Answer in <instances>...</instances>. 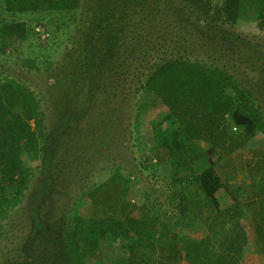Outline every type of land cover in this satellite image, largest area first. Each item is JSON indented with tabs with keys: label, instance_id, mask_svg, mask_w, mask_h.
I'll return each mask as SVG.
<instances>
[{
	"label": "trees",
	"instance_id": "1",
	"mask_svg": "<svg viewBox=\"0 0 264 264\" xmlns=\"http://www.w3.org/2000/svg\"><path fill=\"white\" fill-rule=\"evenodd\" d=\"M134 1L129 5L136 3L137 18H145L138 19V24L144 26L147 23L149 12H155V22L160 20L163 24L155 26L152 33L150 29L145 31L143 38L158 34L160 29H170V18L174 22L178 19L183 24L184 15H188L193 29L199 28L201 31L218 22L233 26L246 23L256 30H264V0H173L169 10H165L159 0L148 2V7L139 0ZM111 2H98L96 9L89 10L86 19L81 22L83 26L76 21L71 24L73 31L67 37L73 41V47L67 48L71 52L70 56H64V60L58 62L59 65L45 58V64L52 68V72L58 66L56 82L47 81L46 84L52 96L56 95L54 89L64 62L68 61V65L76 68L77 83L72 87L79 88L81 94L80 102H76V114L67 111L60 118L58 110L61 107L56 100L57 109L47 120L41 96L25 80L3 74V65L0 68V259L1 241L7 229L15 226L16 213L24 214L20 208L32 210L34 218H38L37 208L31 202L34 189L28 202L27 194L37 168H43L41 182L43 180L46 184L50 180L53 164L49 161V154L46 153L45 158L46 145L50 139H56L69 120H77L97 106L101 101L105 78L109 81L104 88L109 102L114 97H132L134 88L135 94L140 89L155 94L167 108L166 114L153 124V148L164 149L169 153L166 164L171 167L173 175L169 188L175 193L176 203L173 199L161 206L158 203L156 212L163 213L171 223L192 228L193 236L184 251L185 263L264 264V247L256 249L244 219L240 187L232 178H223L218 174L212 156L215 149H219L222 156H228L257 134L264 135V112L261 106L249 88L227 71L179 56L151 64L141 82L133 81L135 70L138 71L136 58L139 53L146 55L148 50L138 52L144 48L143 45H126L121 25L124 7L119 4L121 0H116V4ZM80 7L81 0H0V55L8 52L12 39L15 38L17 42L27 40L29 21L68 23ZM161 13L167 16L159 19ZM80 28L86 30L81 34ZM79 34L82 38L77 37ZM168 34L169 31L164 32V35L158 34V38L165 39ZM168 36L165 41L169 39L178 44L182 40L179 32H172ZM78 47L83 49L82 54ZM9 48L15 52V47ZM76 53L78 56L74 58ZM35 60L28 59L30 70ZM71 80L66 81V87L70 86ZM138 102L134 113L135 126L141 118ZM64 106L61 110L69 108L67 103ZM144 168L155 172L158 165L155 163ZM116 181L124 183L126 191L132 185L130 176L123 175L119 170L106 183ZM191 186L202 195L206 207V216L199 222L190 215L187 206ZM100 187L88 191L72 204L74 222L63 236L64 250L70 254L68 263L89 264L88 260L97 258L107 241L111 243L116 240L126 250L125 255L118 257L116 264H169L153 255L155 248L150 233L115 216L82 214V208L99 195ZM222 193L225 194L223 200L220 199ZM146 197L150 198L148 195ZM147 201L149 204L152 202L150 199ZM200 229L205 233L196 238L195 233ZM25 238L22 232L20 239ZM33 240L34 236L29 235L25 243V251L30 258L37 254ZM16 249L23 250V247L18 246ZM137 254L142 258L135 260L134 255ZM33 260L35 262V258ZM34 262L26 259L19 264Z\"/></svg>",
	"mask_w": 264,
	"mask_h": 264
},
{
	"label": "rangeland",
	"instance_id": "2",
	"mask_svg": "<svg viewBox=\"0 0 264 264\" xmlns=\"http://www.w3.org/2000/svg\"><path fill=\"white\" fill-rule=\"evenodd\" d=\"M100 1L81 0L82 8L74 12L68 23L53 20L29 21L27 40L17 42L15 38L12 39L9 47H15V52L13 53L8 47V54L0 55V68L3 65L1 70L5 71L2 73H8L12 77L16 76L22 81L25 80L41 96L43 109L47 112V120L57 109L56 100L58 106L61 107L58 110L60 118L64 117L67 111L76 114L78 109L76 110L75 106L81 94H79V88L72 87L77 83L76 68H72L68 65V61H65V64L62 63L64 65L60 64L63 68L59 70L58 84L54 89L56 95H50L46 84L47 81L56 82L55 74L58 72V66L52 72V68L45 64V58H50L59 65L58 62L64 60V56L68 57L69 53L71 54L67 50L73 47V41L67 39L73 31L71 24L76 21L83 26L81 22L86 19L89 10L96 9ZM171 1L173 0H159V3L165 7V10H169ZM113 2L116 4V0H112L111 4ZM138 2H143L145 7H148V2H153V0L146 2L139 0ZM129 3H132V0L119 2L121 7H124V11L121 12L123 15L121 25L125 33V43L130 47L131 45H143L144 48L142 47L138 52L142 49V52H145V49L148 50V56L145 53H139L136 58L138 71L135 70V76H131L133 81L141 82L145 78V73L149 72L151 64L169 57L179 56L184 59L199 60L209 66L220 67L248 87L264 112V30H256L246 23L233 26L218 22L201 31L199 28L193 29L188 15H184L183 24L178 22V19L174 22L173 18H170V29H160L158 33L164 35V32L169 31V36H165L170 37L172 32L175 34L179 32L182 40L178 44L169 39L165 41L166 37L165 39L158 38L157 33L152 36L149 34L151 38L149 36L143 38L145 31L150 29L152 33L155 26H163V24L160 20L155 22L153 15L155 12L152 14L149 12V20L141 26L137 21L145 18H137L136 3L132 5ZM188 12L191 13V10ZM166 16L161 13L158 18ZM200 22L203 23V19ZM85 30V28L79 29L81 34ZM81 34L77 37L82 38ZM78 50L82 54L83 49L78 47ZM76 56H78L77 53L74 54V58ZM33 58L36 59L35 65L30 70L28 59ZM70 79H72L71 84L66 87V81L70 82ZM103 82L106 88L105 85L109 81L103 78ZM104 88H101V101L95 108L77 120L76 118L69 120L70 122L66 125L62 122L64 127L56 139H50L46 145L45 158L46 153L49 154V161L53 164L50 180L46 184L43 180L41 182L43 168H37L31 189L27 194L28 202L34 189L35 194L31 202L37 208L36 215L39 219L34 218L32 210H27L26 207L20 208L24 214L16 213L15 226L7 229L8 232L1 241L0 264H19L26 259L34 262V258L35 262L32 264H69L70 254L66 249L64 250L63 236L74 222L73 203L88 191L101 185L103 186L100 189L113 185L118 189V194L123 196L127 194L142 201L150 199L153 207L158 206V203L159 206L164 205L169 199H173L176 203L175 193H172L169 188L173 176L171 167L168 166L171 175L169 173L164 175L165 171H160L159 168L155 172L144 168L156 163L154 161L157 149L153 148L155 143L153 124L166 114V106L155 94L142 89L135 94L134 88L132 97H114L109 102ZM137 101H139L141 118L140 123L135 126L134 113ZM66 103L69 108L61 110ZM55 129H57V124ZM252 139L264 142V135L259 133L250 140ZM250 140L243 147L251 149ZM261 145L260 143L255 144L253 149L262 148ZM212 156L215 162L226 157L222 156L219 149H215ZM117 170L132 179V185L127 191L125 184L120 181L106 183ZM46 173L48 174L49 171ZM232 179H234L233 176ZM234 182L236 184L235 179ZM224 196L225 194L222 193L220 199L223 200ZM94 200L93 203L90 202L82 208L81 212L84 216L91 215L93 205L100 202V200H95V202ZM24 205L26 206L27 203ZM34 230V235H32ZM22 232L26 235L25 239H20ZM204 233L203 229L197 230L195 237H202ZM29 235L35 238L32 241L37 250L34 258H30L28 252L25 251V243L27 244ZM18 246L23 247V250L17 251ZM257 246L260 245L257 244ZM121 254L125 255L126 250L122 248L120 241L112 240L111 243L107 241L104 248L99 251L97 258L95 257L93 261L89 259L88 263L116 264ZM153 255L155 256L156 253ZM134 258L137 260L142 257L137 254Z\"/></svg>",
	"mask_w": 264,
	"mask_h": 264
},
{
	"label": "crops",
	"instance_id": "3",
	"mask_svg": "<svg viewBox=\"0 0 264 264\" xmlns=\"http://www.w3.org/2000/svg\"><path fill=\"white\" fill-rule=\"evenodd\" d=\"M262 144L253 149L255 144ZM249 144V143H248ZM249 147H241L232 154L215 163L218 174L223 177H234L240 187L241 203L244 219L256 249L264 247V142L250 140ZM254 144V145H253ZM155 162L164 175H171L168 167V153L164 149L156 150ZM234 179L233 182H234ZM235 183V182H234ZM112 186L102 188L95 200L91 215L115 216L134 224L139 229L151 234L156 257L169 264H186L184 251L192 236V228L187 225L178 226L167 220L165 215L156 212L148 201H142L125 194H118ZM187 206L190 215L198 222L206 216V207L202 195L191 186L188 191ZM94 200V202H95ZM93 203V201H92ZM257 244L260 246L258 247Z\"/></svg>",
	"mask_w": 264,
	"mask_h": 264
}]
</instances>
